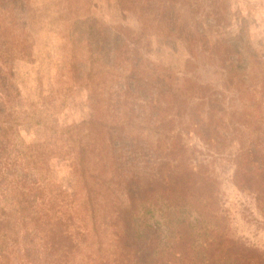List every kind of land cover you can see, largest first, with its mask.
I'll list each match as a JSON object with an SVG mask.
<instances>
[{
    "label": "rangeland",
    "instance_id": "obj_1",
    "mask_svg": "<svg viewBox=\"0 0 264 264\" xmlns=\"http://www.w3.org/2000/svg\"><path fill=\"white\" fill-rule=\"evenodd\" d=\"M127 48L141 75L167 88V96L150 98L152 109L188 132L174 177L209 171L218 185L209 212L230 236L264 253V207L256 198L264 179L245 169L236 175L241 144L264 147V0H0L1 145L6 137L26 151L47 145L54 187L85 198L72 187L69 156L82 140L98 175L108 128L97 130L101 120L114 123L96 92L106 96L102 86H119L114 77ZM88 120L95 129L75 127ZM80 198L74 201L83 209ZM155 215L161 220L160 209ZM99 234L96 242L111 243L109 233Z\"/></svg>",
    "mask_w": 264,
    "mask_h": 264
},
{
    "label": "trees",
    "instance_id": "obj_2",
    "mask_svg": "<svg viewBox=\"0 0 264 264\" xmlns=\"http://www.w3.org/2000/svg\"><path fill=\"white\" fill-rule=\"evenodd\" d=\"M115 40L125 45L122 36ZM132 53L122 51V71L114 77L119 86H102L109 88L106 96L96 92L95 101L114 123L104 126L101 120L96 127L99 134L108 128L101 164L94 167L98 175L90 164L93 150L82 140L69 156L72 187L76 194L86 191L85 198H71L54 187L46 166L50 147L36 143L26 151L12 138L3 145L0 140V264H264L263 252L230 236L221 217L210 213L218 185L209 171L201 177L191 168L174 177L175 157L185 148L188 132L152 109L150 98L167 96V88L155 77L146 80ZM6 102L0 101V112ZM92 122L75 127L90 123L95 129ZM150 144L152 152L146 150ZM3 148L9 151L2 153ZM263 148L242 143L236 175L245 169L258 182L264 179ZM103 174L107 178L101 179ZM254 181L245 179L249 188ZM79 198L83 209L74 201ZM256 198L264 207V194ZM100 230L111 235V243L96 242Z\"/></svg>",
    "mask_w": 264,
    "mask_h": 264
}]
</instances>
